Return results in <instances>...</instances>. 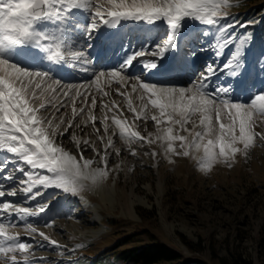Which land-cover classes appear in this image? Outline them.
I'll use <instances>...</instances> for the list:
<instances>
[{
  "label": "rangeland",
  "instance_id": "obj_1",
  "mask_svg": "<svg viewBox=\"0 0 264 264\" xmlns=\"http://www.w3.org/2000/svg\"><path fill=\"white\" fill-rule=\"evenodd\" d=\"M99 2L107 4V0ZM251 2L253 0H228L230 6H225L217 0V7L222 9L221 14H227L224 22L230 24L232 17L247 9ZM209 27L191 20L186 23L183 29L186 35L177 39V48L182 47L177 55L188 56V60L179 64L177 73L162 75L155 70L144 71L141 64L155 58L156 45L162 46L166 39L165 26H161L159 33L146 34L131 22L125 28L120 43L123 56L116 60L120 64L123 57L133 55L136 50H146V61L138 57L134 65L122 73L127 84L115 80L96 81L94 73L101 69L89 61L88 55L93 51H88L87 41L81 38L76 48L84 53L86 59L73 63L75 72L80 71L81 64L97 70L69 82L76 85L82 95L73 90L71 98L63 94L52 98L47 92L40 95L41 89H36L40 98L35 103L48 105L39 115L45 118V127H50L55 142L77 160H82L81 153L83 159L92 160L86 172L101 169L105 175L95 183L85 180V187L76 193L49 188L40 189L44 191L43 195L31 202H26L22 193L0 198L21 207H30L33 211H37L41 204H48L47 210L36 216L0 217V222L5 224L10 234H19L21 242L32 244L28 254L30 264H139L115 260L112 248L118 246L117 250H120L157 241L169 244L191 261H200L201 264H264V140L256 138L247 150H243L240 144L238 147L242 150L234 157L228 160L218 158L210 167H202L203 146L181 149L180 142L174 141L175 151L167 150L163 129L169 125L157 127L151 116L159 115V110L147 100L139 99L143 93L139 90L134 92L131 87L137 79L187 87L192 80L199 79L205 65L227 60L236 48L220 47L222 55L218 59L217 49L212 45H222L226 36L222 39L225 33L219 31L215 39L208 41L203 33H210ZM231 31L235 37L236 30ZM235 43L243 47L242 39ZM37 67L33 70L46 71L41 66ZM159 67L162 73L166 72L161 62ZM52 72L54 80L56 77ZM52 80L42 88H47ZM221 84H233L231 95L234 100L251 98V92L239 91L235 82L224 74L212 78V88ZM255 89L264 92V81H255ZM129 103L135 111L128 108ZM74 107L78 113L76 116H73ZM142 108L148 116L146 120L137 118ZM116 119L130 131H138L145 137L151 134L152 142H129L126 137L122 138ZM254 119L255 131L264 133V117L257 114ZM193 120L198 125V117ZM172 127L174 134L188 135L178 125ZM186 127L191 128L192 124ZM109 139L112 142L110 147ZM184 150L189 155L177 154ZM105 155L106 162L103 159ZM5 157L15 160L11 154H0V159ZM24 167L30 170L26 165ZM8 173L14 175L12 181L2 179ZM24 178L15 172L14 163L8 164L6 170L0 172V183L4 185L2 190L11 192L15 187L19 192L16 180ZM89 203L96 205L94 209L88 206ZM29 224L37 229V233L44 232L51 240L57 241L59 247L52 246L38 234L25 241L24 238L31 235ZM185 242L196 249H191ZM0 264L6 262L0 259Z\"/></svg>",
  "mask_w": 264,
  "mask_h": 264
},
{
  "label": "snow or ice",
  "instance_id": "obj_2",
  "mask_svg": "<svg viewBox=\"0 0 264 264\" xmlns=\"http://www.w3.org/2000/svg\"><path fill=\"white\" fill-rule=\"evenodd\" d=\"M219 3L230 6L228 0H219ZM221 13L217 0H107V4L99 0H0V153L15 157V160L8 157L0 159V172H4L8 164L14 163L15 172L25 177L16 180L19 192L15 187L11 192H6L0 183V198L15 197L22 193L25 201L31 202L43 195L44 191L40 189L49 188L76 193L85 187V180L90 179L95 183L105 175L101 169L83 171L93 161L83 159L81 153V164L56 144L50 127H45V118L39 115L48 105L35 103L40 98L36 89H41L40 95L47 92L52 98L58 94L71 98L73 90L77 95H82L76 85L63 84L60 79L52 80V67L56 71L70 74L74 66L68 63L69 60L79 62L86 59L82 51L74 50L78 41L82 38L92 49L96 47L94 40L102 29L118 30L122 22L162 24L167 30L163 45H156L158 50L154 53L155 58L141 64L146 72L155 70L162 75L177 73V66L187 62L188 56L177 55L173 57L166 72L162 73L159 67L168 54L180 52L182 47L177 48V39L186 35L183 29L189 20L227 34L222 45H212L217 49L215 54L218 59L222 55L220 47L236 48L223 63L205 65L199 79L192 80L187 87L139 79L131 83L134 92L139 90L143 93L139 99L147 100L159 110V115L151 116L157 127L161 124L169 125L163 129L168 151H175L174 141L180 142L181 149H199L203 146L201 166L210 167L218 158L228 160L234 157L242 150L238 145L242 144L243 150H247L256 138L264 140V133L255 131L254 119L257 114L264 117V92L255 89L256 78L264 79V49L252 53L250 64L247 50L252 41L244 50L236 45L235 41L239 37H234L231 31L235 23L226 24L224 21L227 14ZM203 34L207 35L206 32ZM106 39L110 46H114L117 36L106 34ZM166 49L173 51L166 54ZM145 51L136 50L133 55H127L110 72L94 73L96 81L107 76L117 83L127 84L122 73L133 66L138 57H143ZM41 64L47 65L49 70H33ZM220 74L234 81L239 91L251 92V98L247 101L234 100L231 95L234 92L233 84L212 88V78H218ZM48 80H52V84L42 88ZM92 103L94 106L95 98ZM146 107L147 104L144 105ZM128 108L135 111L131 103ZM144 108L138 119H148ZM77 114L74 107L73 116ZM194 117H198V125ZM47 123L50 125L51 122ZM189 123L192 124L191 128L186 127ZM115 124L119 126L121 137H126L129 142H152L149 138L151 134L145 137L138 131H130L119 119L115 120ZM174 125H178L188 135L178 132L174 134ZM111 143L109 139V147ZM177 154L187 156L189 152L184 150ZM103 159L106 162L107 155ZM24 165L30 170H26ZM14 178L12 173L2 177L4 181H12ZM47 208L48 204H41L37 211H33L30 207H21L0 199V217L36 216ZM28 228L31 235L25 237V241L34 239L38 234L52 246L59 247L57 241L51 240L44 232L37 233L31 224ZM31 250V243L21 242L19 234H10L5 224L0 222V259L6 264H30L28 254ZM17 254L22 259H18Z\"/></svg>",
  "mask_w": 264,
  "mask_h": 264
},
{
  "label": "trees",
  "instance_id": "obj_3",
  "mask_svg": "<svg viewBox=\"0 0 264 264\" xmlns=\"http://www.w3.org/2000/svg\"><path fill=\"white\" fill-rule=\"evenodd\" d=\"M247 5V9L242 10L238 15L232 17L230 24L235 23L233 29L236 30V36L243 40L242 50L246 49L249 42L252 41L250 48L247 50L249 53V63L251 64L252 53L264 49V2L259 3L253 0V2ZM209 28L210 33L207 34V40L212 41L219 31L213 27ZM222 36V39H224L226 34ZM256 81H264V79L257 77ZM53 210H51V213ZM140 214L144 216L143 213ZM185 243L191 249H196L189 242ZM117 247L112 248V255H114L117 261L139 264H201L200 261H191L183 252L162 241L125 247L120 250H117ZM248 264H251V262Z\"/></svg>",
  "mask_w": 264,
  "mask_h": 264
},
{
  "label": "bare ground",
  "instance_id": "obj_4",
  "mask_svg": "<svg viewBox=\"0 0 264 264\" xmlns=\"http://www.w3.org/2000/svg\"><path fill=\"white\" fill-rule=\"evenodd\" d=\"M134 24L139 28V30H142V31H146L145 26H149L150 29H158V30L162 29L161 28L162 24H158V25L136 24V23H134ZM127 25H130V22H122V25L119 27L118 30L102 29L101 34L99 36H97L95 38V40H94V43H95L96 47H94L92 49H89V47H88V51L89 52L93 51L92 54L88 55V57H89L88 59H89V61L91 63H93L95 68H100L101 69L98 73H100V72L107 73V72H110L112 69H115V68L118 67L119 64H118L117 60H119L123 56V53L120 52V46H121L120 43H122L123 35H124L125 28L127 27ZM106 34H115L117 36L116 43H115V46L113 48L110 46L109 41L106 39ZM120 34L121 35L123 34V35L121 36ZM74 50L79 51L78 48H75ZM169 51H173V50L166 49V54ZM177 54L178 53H170L161 61V65L165 68V70L169 69V67H170V65H171V63L173 61V57L177 56ZM97 57H99V59L97 60V62H94V61H96ZM124 58L125 57H123L122 60H124ZM144 58H145V55L143 57H139V60L144 62V61H146V59H144ZM74 62H76V61H71V60L68 61V63L73 65V66H74V64H73ZM38 66H41L43 68V70H46V71L49 70L47 65L41 64V65H38ZM80 66L82 68L80 69V71L78 70L79 73H78V71L75 72L76 69H75V66H74L72 71H71V73L68 74L67 76L65 75L64 72L56 71L55 67H52V71L53 72L52 71L51 72H52V74L55 75L56 79H60L63 84L67 85V84H71L69 82L72 79L76 78V77L81 79L83 76L86 77V76L89 75V73L97 71V70L90 69L85 64H81ZM95 78H96V76H95ZM100 80L111 81V79H109L107 76L101 77ZM49 84L51 85L52 81H49ZM56 144L59 145L58 143H56ZM78 161L81 164L83 162V160H78ZM83 171L86 172V168L83 169ZM81 199H82V201H84V198H81ZM88 206L91 209H94V207L96 205L93 204V203H89Z\"/></svg>",
  "mask_w": 264,
  "mask_h": 264
},
{
  "label": "built area",
  "instance_id": "obj_5",
  "mask_svg": "<svg viewBox=\"0 0 264 264\" xmlns=\"http://www.w3.org/2000/svg\"><path fill=\"white\" fill-rule=\"evenodd\" d=\"M65 73V72H64ZM65 75L67 76L68 74L67 73H65Z\"/></svg>",
  "mask_w": 264,
  "mask_h": 264
}]
</instances>
